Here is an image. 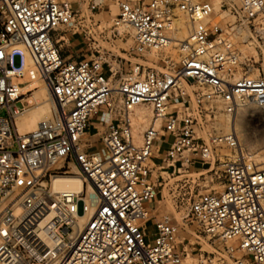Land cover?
<instances>
[{
  "label": "built area",
  "instance_id": "1",
  "mask_svg": "<svg viewBox=\"0 0 264 264\" xmlns=\"http://www.w3.org/2000/svg\"><path fill=\"white\" fill-rule=\"evenodd\" d=\"M116 2L114 27L132 32L128 53L154 67L123 73L107 57L95 19L106 0H0V264H195L169 215L156 217L150 236V204L161 173L218 161L222 190L199 193L189 213L209 237L234 243L227 253L237 264H264V169L240 154L236 128L219 131L223 115L264 112V0ZM83 4L95 33L90 56L73 60L56 36L79 25ZM178 13L188 30L179 42ZM173 46L178 59L155 56ZM32 81L51 98L50 114L20 132L17 120L36 104ZM144 106L152 118L143 129ZM94 119L106 129L88 136ZM58 177H79L82 189L56 190Z\"/></svg>",
  "mask_w": 264,
  "mask_h": 264
},
{
  "label": "rangeland",
  "instance_id": "2",
  "mask_svg": "<svg viewBox=\"0 0 264 264\" xmlns=\"http://www.w3.org/2000/svg\"><path fill=\"white\" fill-rule=\"evenodd\" d=\"M228 1L235 5L238 4V0ZM106 3V6L96 13L95 19L101 20L102 29H104L105 36L108 37V40L103 43L109 53L107 57L110 61L119 65L123 73L130 71L132 63H143L146 66L154 67L149 60L140 59L128 53L133 45L131 29L128 27L116 29L114 27V18L118 14V4L116 0H106ZM88 15L89 9L86 4H83L77 17L79 25L65 27L58 31L56 39L59 40L62 54L69 59L81 60L90 56L88 43L92 42L95 26L92 23L84 22L83 18ZM178 16L180 19L185 20L181 13H178ZM246 34L247 32L244 33V35ZM241 48L256 54V46L242 45ZM165 55L178 59L177 47L168 48L155 56L161 58ZM257 61L261 73L264 74V54L260 51L258 52ZM32 94L38 98V101L44 102L45 99H49L47 91L42 87L35 88ZM29 97L30 95L27 98ZM142 113L147 114V118L149 121L151 120L150 106H144L137 110V114ZM0 115H7L6 109L1 110ZM28 115L26 114L20 118H25ZM46 116L45 114L42 119ZM220 119L219 131L228 132L236 128L240 140V154L244 153L257 168L264 169V112L251 105L238 109L232 118L223 115ZM232 122L233 128L231 126ZM140 124L143 129L146 127L142 120ZM166 150V147H161L159 152L154 153L153 159L150 161L155 179L162 172L159 170V166L162 164V158ZM223 153L228 156L230 151L225 150ZM224 171V163L218 161L215 164H197L188 171H177L174 174L171 172L161 173L165 180H161L162 183L158 184L159 194L153 203L155 215L158 217L169 215L173 222L180 225L181 235L185 240L184 244L189 253V260L195 264H237L235 258L230 257L227 253V245H234V243H226L221 239L209 237L204 233L199 222L189 213L190 202L199 193L222 190L225 182ZM151 224L149 227L150 236L154 233V225ZM234 255L239 257L241 253L235 252Z\"/></svg>",
  "mask_w": 264,
  "mask_h": 264
},
{
  "label": "bare ground",
  "instance_id": "3",
  "mask_svg": "<svg viewBox=\"0 0 264 264\" xmlns=\"http://www.w3.org/2000/svg\"><path fill=\"white\" fill-rule=\"evenodd\" d=\"M181 21L182 22L179 23V26L175 31V39L177 40V42L186 39L188 36V30H187L186 24L183 23L184 20H181ZM124 27H127V26H124ZM39 87H42L43 89H45L38 81H32L31 84L27 88L35 89ZM31 99L36 100L35 106L27 113V115L29 114L27 117L25 118L22 117L17 120V127L20 132H27V131H31L35 129V127L37 126L38 122L42 119V117L45 114L47 116L48 114H50V107H51L50 97L49 99H45L46 101L44 102L38 101V98L36 96H33V98ZM137 115L140 118V121L142 120L145 123V126L149 125L150 121L147 118L148 117L147 114L142 113L140 115L139 114ZM231 126L233 128V122ZM53 186L56 190H61V191H68V190H78L79 191L82 189V180L79 177H58L54 180Z\"/></svg>",
  "mask_w": 264,
  "mask_h": 264
},
{
  "label": "crops",
  "instance_id": "4",
  "mask_svg": "<svg viewBox=\"0 0 264 264\" xmlns=\"http://www.w3.org/2000/svg\"><path fill=\"white\" fill-rule=\"evenodd\" d=\"M97 129H100L101 131H104V130L106 129V127H103L102 125H100V124L98 123L97 119H94V120L92 121V123H91L90 128H89L88 136H91V135L97 133ZM150 208L153 210V212H152V218H151V220H150V221L148 222V224H147V226H148V230H149L150 224L153 223V225H154V223H155V219H156V217H158V216L155 215V210H154L155 206H154L153 203L150 204ZM151 225H152V224H151ZM149 233H150V232H149Z\"/></svg>",
  "mask_w": 264,
  "mask_h": 264
}]
</instances>
